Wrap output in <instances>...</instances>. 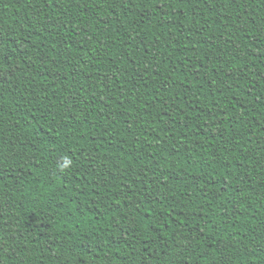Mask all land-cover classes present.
I'll return each instance as SVG.
<instances>
[{"label": "trees", "instance_id": "1", "mask_svg": "<svg viewBox=\"0 0 264 264\" xmlns=\"http://www.w3.org/2000/svg\"><path fill=\"white\" fill-rule=\"evenodd\" d=\"M0 264H264V0H0Z\"/></svg>", "mask_w": 264, "mask_h": 264}]
</instances>
